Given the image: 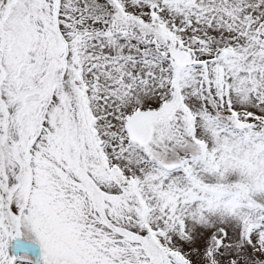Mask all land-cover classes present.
<instances>
[{"label": "snow or ice", "instance_id": "obj_1", "mask_svg": "<svg viewBox=\"0 0 264 264\" xmlns=\"http://www.w3.org/2000/svg\"><path fill=\"white\" fill-rule=\"evenodd\" d=\"M0 264H264V0H0Z\"/></svg>", "mask_w": 264, "mask_h": 264}]
</instances>
